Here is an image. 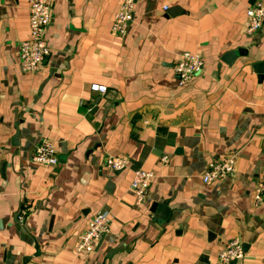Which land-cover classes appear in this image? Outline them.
Segmentation results:
<instances>
[{
  "label": "crops",
  "instance_id": "crops-1",
  "mask_svg": "<svg viewBox=\"0 0 264 264\" xmlns=\"http://www.w3.org/2000/svg\"><path fill=\"white\" fill-rule=\"evenodd\" d=\"M256 1L136 0L120 36L122 0H52L50 54L23 72L28 2L0 0V264H214L233 238L245 255L232 264H264V201L253 203L264 180V26L248 32L246 15ZM185 51L205 69L179 86ZM43 139L58 165L33 161ZM229 154L235 171L204 183ZM108 155L129 167L107 169ZM137 168L155 174L142 204L130 188ZM99 212L112 216L109 233L76 256Z\"/></svg>",
  "mask_w": 264,
  "mask_h": 264
},
{
  "label": "built area",
  "instance_id": "built-area-1",
  "mask_svg": "<svg viewBox=\"0 0 264 264\" xmlns=\"http://www.w3.org/2000/svg\"><path fill=\"white\" fill-rule=\"evenodd\" d=\"M29 11V38L19 44V63L23 72H34L43 67L50 48L47 43L46 33L52 20V0H27ZM136 0H122L114 16L112 32L123 36L126 34L129 24L134 19V7ZM168 6H164L167 10ZM248 32L252 33L264 26V1H256L247 9ZM205 69V60L200 54L188 51L181 53L174 64V70L178 77V85L184 86L196 74ZM91 89L105 93L107 87L93 84ZM34 162L44 166H56L59 163L56 144L43 139L37 144L32 153ZM162 162L168 161V156L161 157ZM104 167L112 171H124L129 167L128 159L122 156L108 155L103 162ZM236 168V155L229 154L223 158H216L208 165L202 174L204 183L220 181L230 176ZM155 174L152 170L137 168L133 170L130 188L135 194L136 203L142 204L147 196L148 188ZM264 201V180L258 181L253 191V203L255 206ZM27 218L26 207L18 214V221L24 223ZM112 216L99 212L88 222L85 230L80 235L75 246V255L91 254L96 248V242L101 240L110 231ZM245 250L239 238H233L226 242L218 252L214 264H232L243 258Z\"/></svg>",
  "mask_w": 264,
  "mask_h": 264
},
{
  "label": "water",
  "instance_id": "water-1",
  "mask_svg": "<svg viewBox=\"0 0 264 264\" xmlns=\"http://www.w3.org/2000/svg\"><path fill=\"white\" fill-rule=\"evenodd\" d=\"M236 56H237V53L235 51L229 52L228 54H226V56L222 60L225 63H230L232 61V59H234Z\"/></svg>",
  "mask_w": 264,
  "mask_h": 264
}]
</instances>
